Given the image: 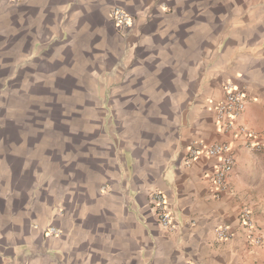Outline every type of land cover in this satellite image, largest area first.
Returning a JSON list of instances; mask_svg holds the SVG:
<instances>
[{
    "label": "clouds",
    "instance_id": "1",
    "mask_svg": "<svg viewBox=\"0 0 264 264\" xmlns=\"http://www.w3.org/2000/svg\"><path fill=\"white\" fill-rule=\"evenodd\" d=\"M0 264H264V0H0Z\"/></svg>",
    "mask_w": 264,
    "mask_h": 264
}]
</instances>
